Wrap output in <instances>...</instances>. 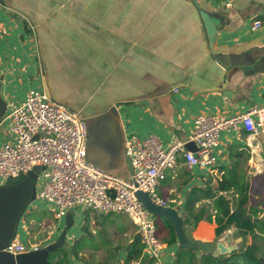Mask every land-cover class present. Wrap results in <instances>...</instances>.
Returning a JSON list of instances; mask_svg holds the SVG:
<instances>
[{"label": "crops", "instance_id": "0c3cea01", "mask_svg": "<svg viewBox=\"0 0 264 264\" xmlns=\"http://www.w3.org/2000/svg\"><path fill=\"white\" fill-rule=\"evenodd\" d=\"M257 20L262 26L253 29ZM0 80L7 102L22 100L38 85L52 100L80 111L87 122L88 160L128 179L129 134L154 133L166 146L188 140L199 114L232 116L264 108V0H233L231 7L222 0H0ZM247 151L262 169L264 132L225 130L214 166L188 168L179 156L158 193L182 215L191 189H216L223 168L234 162L235 179L244 180L246 191L254 177L264 178L253 165L244 166ZM207 204L213 201L203 198L197 206ZM81 212L84 220L90 215L93 233L95 220L107 228L106 213ZM22 218L19 226L27 222ZM197 225L188 232L202 241L229 236L241 237L242 246L246 238L253 241L234 225L220 235L216 223ZM165 243L155 264L173 261L179 242ZM118 256L123 262L126 252Z\"/></svg>", "mask_w": 264, "mask_h": 264}, {"label": "built area", "instance_id": "2783aa9c", "mask_svg": "<svg viewBox=\"0 0 264 264\" xmlns=\"http://www.w3.org/2000/svg\"><path fill=\"white\" fill-rule=\"evenodd\" d=\"M222 1L226 7L233 5V0ZM261 26L262 22L257 20L253 29ZM6 125L10 137L0 142L2 183L9 176L27 174L40 165L42 188L38 196L54 204L56 219L76 208L126 214L136 227L144 254L160 261L166 243L158 234L155 216L138 199L137 191H145L157 204L169 206L158 193V187L179 156L184 157L188 168L214 166L221 133L264 132V108L253 107L232 116L199 114L188 140H175L166 146L154 133L144 138L129 134L125 139L132 165L128 179L106 172L88 160L86 119L80 111L49 98L41 86L29 88L20 101L8 102L0 129ZM41 248V244H26L15 238L6 250L20 254Z\"/></svg>", "mask_w": 264, "mask_h": 264}, {"label": "trees", "instance_id": "16d2710c", "mask_svg": "<svg viewBox=\"0 0 264 264\" xmlns=\"http://www.w3.org/2000/svg\"><path fill=\"white\" fill-rule=\"evenodd\" d=\"M238 163L234 162L229 167L223 168L224 175L220 179L218 187L215 189L211 186L193 187L187 196L185 210L182 214L184 219V229L189 237L188 226L194 223L197 225L200 221L206 220L210 223H216V233H224L231 228L236 227L239 234L245 238L252 236V245L250 248H237L233 253H224L215 256L212 252L203 250H193L183 248L179 245L175 252L173 261L168 264H264V179L254 177L253 183H248L244 191V180H236ZM264 175V174H263ZM255 184V186H253ZM236 187L239 195V201L236 208L231 211L226 202V196H217L219 190L228 191ZM260 192L258 196L254 193ZM208 198L213 201L212 204L197 206L198 201ZM212 207L216 210L211 211ZM27 220L29 215H23ZM158 234L162 235V240L168 244L178 242L177 234L170 219L167 217L156 216ZM98 227L99 235L104 239L103 243L110 248V255L106 258L107 262L116 264H155L154 257L143 253L144 245L139 235H135L132 241L125 244L111 246L112 241L109 238L107 228L102 227V222L95 220ZM91 217L85 216L84 223L81 227V235L74 242L65 245L62 248L54 250L49 255V260L55 264H70V257H75L83 261L84 264H99L97 260L86 258L84 250L93 247L100 248L99 244H94L95 235L91 229ZM101 225V226H98ZM192 238V237H191ZM120 251L126 252V257L121 261L118 256ZM93 256V254H91ZM105 261V263H106Z\"/></svg>", "mask_w": 264, "mask_h": 264}, {"label": "water", "instance_id": "95a60500", "mask_svg": "<svg viewBox=\"0 0 264 264\" xmlns=\"http://www.w3.org/2000/svg\"><path fill=\"white\" fill-rule=\"evenodd\" d=\"M212 32L213 30H211ZM1 88L2 81L0 80V121L3 119L8 105V102L2 96ZM188 146L192 147L191 144ZM41 169L42 166L37 165L29 173L20 174L15 177L9 176L0 184V264H55L49 260L50 253L64 247L67 242L68 230L73 225V218L67 219L66 228L63 229L55 241L48 243L39 250L20 254H13L6 250L10 241L17 236L19 222L27 206L38 197L37 182ZM136 195L155 217L162 216L170 219L181 247L196 251H209L215 256L233 253L229 249L226 240L206 242L189 237L184 229V219L178 209L172 206L157 204L150 197L149 193L145 191L139 190Z\"/></svg>", "mask_w": 264, "mask_h": 264}, {"label": "rangeland", "instance_id": "374dc122", "mask_svg": "<svg viewBox=\"0 0 264 264\" xmlns=\"http://www.w3.org/2000/svg\"><path fill=\"white\" fill-rule=\"evenodd\" d=\"M38 85H35L33 87H37ZM8 132V125H6L3 129H0V142H3L4 138ZM251 152H246L244 157L246 159L245 164L253 165L254 166V172L256 173H263L264 174V152L262 153V163L263 167L262 169H258L257 162L253 161ZM249 157V158H248ZM255 162V163H253ZM247 169H245L246 171ZM264 179V178H263ZM0 183H2L0 181ZM255 186V184L253 185ZM42 188V179H39L37 182V189L38 193ZM235 188V187H234ZM231 190V189H230ZM260 192H255L254 194L258 196ZM226 202L228 204V207L232 209L234 207L235 202L237 203L239 201V195L238 192H230L226 195ZM33 210V212H32ZM73 212L75 215H73ZM84 212H81V209L76 208L74 211H70L67 216L56 219L55 217V206L54 204L37 197L36 200L31 202L25 211V215H29V219L26 220L27 222H23L18 228L17 236L20 238V240L26 244L28 243H38L41 244L42 247L46 246L48 243H51L55 241L63 229L66 228L67 225V219L73 218V226L70 234L67 236V242L65 245L70 244L74 242L78 236L82 233L81 227L84 223V216L82 215ZM106 217V226L109 232V238L112 241L111 246L117 245V244H123L128 240L130 237H133L135 235V228L133 227L132 223L128 219V215L126 214H106L104 218ZM23 219V218H22ZM24 225V227H23ZM128 226V230H125L124 227ZM198 225H194L192 223L190 226H188V229L190 230L191 234L192 232L197 228ZM95 235V242L94 244H99L100 248L93 247L92 249H86L84 250V256L86 258H93V260H97L100 263L99 264H116L113 262H107L106 258L110 255V246L106 247V245L103 243L104 239L102 236L99 235V232L96 233V231L93 229ZM233 232L237 233L236 230H232ZM162 238V235H161ZM197 239V238H194ZM245 239V238H244ZM224 241V239L222 240ZM212 242V241H207ZM251 243L249 242V239H245L244 246L246 247L248 245L251 246ZM93 253L94 256L91 255ZM73 261L70 264H84L83 261L76 259L75 257H72ZM106 261V263H105Z\"/></svg>", "mask_w": 264, "mask_h": 264}, {"label": "bare ground", "instance_id": "6f19581e", "mask_svg": "<svg viewBox=\"0 0 264 264\" xmlns=\"http://www.w3.org/2000/svg\"><path fill=\"white\" fill-rule=\"evenodd\" d=\"M233 241L235 244H231ZM226 242H227V245L231 251L242 247L241 237H237L235 240H233V238L229 236V237H227Z\"/></svg>", "mask_w": 264, "mask_h": 264}]
</instances>
